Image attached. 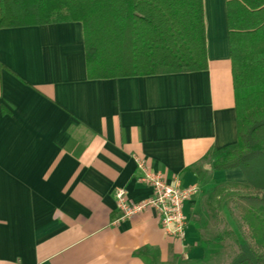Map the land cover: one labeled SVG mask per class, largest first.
<instances>
[{"label":"crops","instance_id":"crops-1","mask_svg":"<svg viewBox=\"0 0 264 264\" xmlns=\"http://www.w3.org/2000/svg\"><path fill=\"white\" fill-rule=\"evenodd\" d=\"M203 8L208 66L191 72L89 79L81 22L0 28V264L235 258L208 237L209 213H190L199 194L184 206L185 239L152 209L113 223L116 188L132 201L151 193L136 157L168 182L247 183L239 168H211L237 136L225 0Z\"/></svg>","mask_w":264,"mask_h":264},{"label":"trees","instance_id":"trees-1","mask_svg":"<svg viewBox=\"0 0 264 264\" xmlns=\"http://www.w3.org/2000/svg\"><path fill=\"white\" fill-rule=\"evenodd\" d=\"M236 146L211 164L255 191L233 204L248 241L230 264H264V0H225ZM79 21L89 79L207 69L203 0H0V28Z\"/></svg>","mask_w":264,"mask_h":264},{"label":"built area","instance_id":"built-area-1","mask_svg":"<svg viewBox=\"0 0 264 264\" xmlns=\"http://www.w3.org/2000/svg\"><path fill=\"white\" fill-rule=\"evenodd\" d=\"M135 160L140 171L138 181L148 186L151 193L144 199L132 201L128 198L124 188H116L114 199L117 216L113 219V223L117 224L147 209H152L155 211L159 226L164 233L185 239L188 218L184 206L199 194V185H182L178 178L173 182H168L164 173L150 169L138 157Z\"/></svg>","mask_w":264,"mask_h":264},{"label":"rangeland","instance_id":"rangeland-1","mask_svg":"<svg viewBox=\"0 0 264 264\" xmlns=\"http://www.w3.org/2000/svg\"><path fill=\"white\" fill-rule=\"evenodd\" d=\"M252 190L255 191V188H252L251 182L248 181L244 186H239L236 183L201 184L198 197L190 204V213H209L210 217L205 222L204 229L209 238L214 240L220 239V244H222L220 246L222 247L219 251H222V254L228 256V259L231 258L233 254H238L239 244L242 241H248L244 227L245 224L242 222L240 214L232 201L236 196ZM222 213L231 214L229 215L230 217L227 218ZM231 219L234 220L236 226L240 228L237 230L236 235L228 232L227 221ZM233 249L235 251H233ZM150 264L154 263L150 262Z\"/></svg>","mask_w":264,"mask_h":264}]
</instances>
